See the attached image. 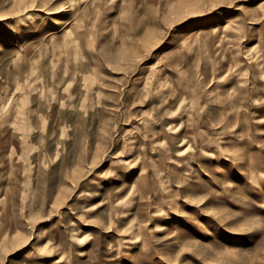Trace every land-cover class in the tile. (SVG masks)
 <instances>
[{
  "label": "rangeland",
  "instance_id": "374dc122",
  "mask_svg": "<svg viewBox=\"0 0 264 264\" xmlns=\"http://www.w3.org/2000/svg\"><path fill=\"white\" fill-rule=\"evenodd\" d=\"M0 264H264V0H0Z\"/></svg>",
  "mask_w": 264,
  "mask_h": 264
}]
</instances>
